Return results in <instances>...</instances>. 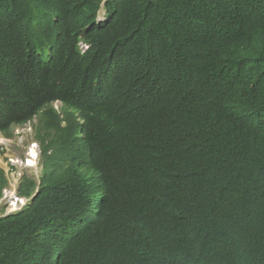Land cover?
<instances>
[{"label":"trees","instance_id":"1","mask_svg":"<svg viewBox=\"0 0 264 264\" xmlns=\"http://www.w3.org/2000/svg\"><path fill=\"white\" fill-rule=\"evenodd\" d=\"M100 3L0 0V133L49 130L0 264H264V0Z\"/></svg>","mask_w":264,"mask_h":264},{"label":"clouds","instance_id":"2","mask_svg":"<svg viewBox=\"0 0 264 264\" xmlns=\"http://www.w3.org/2000/svg\"><path fill=\"white\" fill-rule=\"evenodd\" d=\"M108 3V0H101V3H100V6H99V10L97 11V15H96V24L98 25H103L106 23L107 21V17H106V8H105V4ZM102 11V12H101ZM103 13V18L101 21L98 20L99 18V15ZM77 46H78V49L81 53H86L89 48H90V44L87 42L86 39H83L82 36H80V40L78 41L77 43ZM56 104H59L61 107H60V110H61V113L60 111H58V108H54V106H56ZM51 106V109H53L54 111V114H58L61 118L63 117V112H62V109L64 107L63 103L59 100L57 101H53L51 102L50 104ZM223 106V105H222ZM101 107L102 109V113L106 116H110V114L106 113V112H103L104 108L102 106H99ZM45 111V109H43L41 112ZM38 115H35L32 119L26 121L25 123H23L22 125H15V126H12L10 129H9V133L10 135L9 136H6L2 133H0V153H2V143H4L6 140L5 138L9 139L11 138L12 136V133L14 130H25L27 132H31L30 130V126H28V123L31 122L35 117H37ZM75 118L77 121H79L81 124H83L85 121L81 118L80 114H76L75 115ZM37 120L39 121V128L37 125H33L32 126V129L35 130V127H36V130H35V134L37 136V138H39L40 140L38 141H35L34 143H32V146H39V149H40V152H41V159H40V164L42 165V170H41V173L43 171V152H42V144H41V141H42V138L38 135V133L42 134V135H45L46 132H49V130L44 126V124L39 120V118H37ZM67 124L66 122H63L62 125H65ZM40 130H42L44 133H41ZM250 132V128H249V123H246V126L245 128L243 129L242 133H243V137H247V135L249 134ZM81 136V135H80ZM5 137V138H4ZM47 137V136H46ZM46 137H45V142H48V140H46ZM49 139V137H47ZM32 146H30L32 148ZM29 147V150H28V154L31 152V148ZM36 151V156L35 158H32L33 161L36 160V158L38 157V154H37V150ZM0 159H1V162L3 163V166H0V169L4 172V176L5 174L7 175L8 174V169H13V166L10 165V162L9 160H7L5 157L2 158V156H0ZM28 160L31 161V158L30 156H28V159H25L24 160V164H25V168H33L35 166V163L34 165H28L27 162ZM14 161V160H12ZM91 166V167H90ZM76 168L77 170L79 171L80 175L86 179V181H88V179H92V178H95V172H94V169L92 167V165L86 160H84L83 163L81 164H77L76 165ZM40 173V175H41ZM40 175L38 177V180H35L37 182V184L39 185V181H40ZM24 177H27V176H24ZM6 179V178H5ZM25 178H22L21 180V183L22 181L24 180ZM31 179V178H30ZM33 179V178H32ZM34 180V179H33ZM20 183V185H21ZM38 186L36 187V189L34 190V192L29 196H24L22 194H20V186H19V189H18V195L17 193L15 192V190L12 189V185H8L7 183V180H6V184L3 185L0 189V201L3 200H7L8 201V204H9V208H10V212L7 213V214H4L3 216H0L1 217H7V216H10L11 214H15L17 212H20L22 211L26 205L32 200L34 199L37 194H38ZM28 200V203H26ZM22 200L24 201L22 203ZM14 202L18 205V207L16 209H12V205L14 204Z\"/></svg>","mask_w":264,"mask_h":264},{"label":"rangeland","instance_id":"3","mask_svg":"<svg viewBox=\"0 0 264 264\" xmlns=\"http://www.w3.org/2000/svg\"><path fill=\"white\" fill-rule=\"evenodd\" d=\"M102 18L103 13L99 15L98 20L101 21ZM60 107L61 106L59 104H56V106H54V108H58V111H60L61 113ZM37 118H40V115H38L31 122L28 123V126L31 127V132H27L24 129L19 131L14 130L11 138L7 139L4 137L6 141L2 143V153H0V156H2V158L5 157L7 160H9L10 165L13 166V169L7 170L8 174H5V178L7 180L8 185H12V189L15 190L17 195L22 178H24V176H27L28 178L38 180V177L42 170V165L40 164L41 152L39 146H36L38 157L34 161L35 166L33 168H25L26 166L24 164V160L28 159L29 156V147L32 146V143H34L35 141L40 140L35 134L36 127L35 130L32 129L33 125H37L38 128L40 126ZM39 131L41 133H44L40 129ZM46 140L49 139L46 137ZM26 201V203H28V200ZM9 212L10 208L8 201L2 199V201H0V216H3L4 214H7Z\"/></svg>","mask_w":264,"mask_h":264},{"label":"bare ground","instance_id":"4","mask_svg":"<svg viewBox=\"0 0 264 264\" xmlns=\"http://www.w3.org/2000/svg\"><path fill=\"white\" fill-rule=\"evenodd\" d=\"M35 150H36V146H33L31 148V152L29 153V156L31 158V161L28 160V162H27L28 165H34V161H33L32 158H35V156H36V151ZM0 166H3V163L1 162V159H0ZM23 202L24 201L22 200V203ZM17 207H18V205L14 202V204L12 205V209H16Z\"/></svg>","mask_w":264,"mask_h":264}]
</instances>
